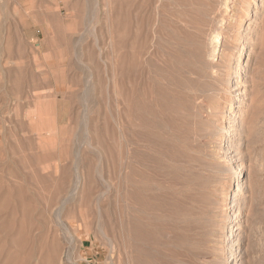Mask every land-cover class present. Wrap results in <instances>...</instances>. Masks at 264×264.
Segmentation results:
<instances>
[{
    "label": "rangeland",
    "instance_id": "1",
    "mask_svg": "<svg viewBox=\"0 0 264 264\" xmlns=\"http://www.w3.org/2000/svg\"><path fill=\"white\" fill-rule=\"evenodd\" d=\"M0 264H264V0H0Z\"/></svg>",
    "mask_w": 264,
    "mask_h": 264
},
{
    "label": "bare ground",
    "instance_id": "2",
    "mask_svg": "<svg viewBox=\"0 0 264 264\" xmlns=\"http://www.w3.org/2000/svg\"><path fill=\"white\" fill-rule=\"evenodd\" d=\"M249 13V12H248ZM251 27V26H250ZM201 28V27H200ZM248 29V28H247ZM202 30V29H201ZM218 30V29H217ZM224 32V31H223ZM222 32V33H223ZM247 32H249V30H247ZM203 33V32H202ZM219 33H221V31L219 32ZM218 33V34H219ZM221 33V34H222ZM249 34V33H248ZM215 35V34H214ZM213 35V36H214ZM217 36V35H216ZM220 36V35H219ZM219 36H217V38H216V40H219ZM222 36H224V35H222ZM226 36V35H225ZM254 36V35H253ZM248 38V37H247ZM253 38V37H252ZM254 38H256L255 36H254ZM255 40V39H254ZM195 41V40H194ZM211 41H212V39H211ZM251 41V40H250ZM249 40H247L246 41V44H248V43H251ZM253 42V41H252ZM256 42V41H255ZM212 43V42H211ZM220 43V41L218 42V44ZM254 43V42H253ZM213 44V43H212ZM215 44V43H214ZM218 44L216 43L215 45H212V47L213 46H215V48L217 49L218 48ZM252 44V43H251ZM256 43H254L253 45H255ZM188 45V44H187ZM221 45V44H220ZM225 45V44H224ZM243 45V44H242ZM223 46V41H222V45H221V47ZM235 47V46H234ZM255 47V46H254ZM238 48V47H237ZM215 49V50H216ZM215 50H213V52H215ZM222 50V49H221ZM255 51V50H254ZM217 52V51H216ZM215 52V53H216ZM235 52V51H234ZM150 53V52H149ZM190 53V52H189ZM210 53H212V51L210 52ZM214 53V54H215ZM242 53H244V52H242ZM251 54H250V58H249V61H248V63H249V65H247V66H245V67H243V69L241 68H238L239 67V65H238V67H236V68H238L237 69V74H241V75H239L238 76V82H237V88H236V90L239 92V93H237V96H240V97H242L244 100H242V101H247L248 99H247V94H246V84H248V81H252L253 80V78H254V76H253V65H254V63L255 62H252L251 61V58L253 57V55H252V52H250ZM255 53V52H254ZM237 54V53H236ZM191 55V54H190ZM217 55V54H216ZM257 55V54H256ZM213 56V55H212ZM214 57V56H213ZM257 57V56H256ZM255 57V58H256ZM149 58V57H148ZM151 59V58H150ZM213 59H215V58H213ZM213 59H211V60H213ZM253 59V58H252ZM239 60H240V58H239ZM255 60V59H254ZM202 61V60H201ZM213 62V61H212ZM150 63V62H149ZM202 63V62H201ZM256 64V63H255ZM149 65V64H148ZM210 66V65H209ZM150 67V66H149ZM214 67V66H213ZM217 68V67H216ZM190 70V69H189ZM189 72V71H188ZM212 73V72H211ZM215 73V72H214ZM218 73V72H217ZM178 74V73H177ZM182 74H184V73H182ZM186 74V73H185ZM198 74V73H197ZM246 74H248V76H246ZM185 77V76H184ZM243 77V78H242ZM210 78V77H209ZM203 79V78H202ZM218 79V78H217ZM182 80V79H181ZM215 80H216V78H215ZM170 81V80H169ZM228 81V80H227ZM230 81V80H229ZM188 82V81H187ZM191 84L193 83V81L192 80H190L189 81ZM253 83V82H252ZM257 83V82H256ZM185 85V84H184ZM194 85V84H193ZM168 86V85H167ZM196 88H197V97L198 98H200L201 99V101H202V106H207V107H209V106H213L214 105V102H213V97H212V94L210 93V91L207 89V87H205V85H202V83H199V84H197L196 86H195ZM226 87V86H225ZM192 89V88H191ZM227 89V88H226ZM181 90V89H180ZM250 90V89H249ZM179 91V90H178ZM192 91V90H191ZM177 93V92H176ZM194 93V92H193ZM181 94V93H180ZM252 94V93H251ZM185 96V95H184ZM249 97H251V96H249ZM181 99V98H180ZM189 99V98H188ZM199 99V100H200ZM190 100V99H189ZM250 101V100H249ZM189 102V101H188ZM233 106V105H232ZM179 109V108H178ZM198 109V108H197ZM201 111H204V110H201ZM173 112V111H172ZM183 112V111H182ZM185 112V111H184ZM209 113V112H208ZM211 113H213V112H211ZM178 114V113H177ZM177 114H175V115H177ZM205 114V113H204ZM179 115H181V114H179ZM176 117V116H175ZM178 118V117H177ZM181 123H183V122H181ZM234 124L233 125H237L236 124V121L235 122H233ZM186 124V123H185ZM196 124V123H195ZM152 127V126H151ZM235 127V126H234ZM146 128V127H145ZM156 128V127H155ZM192 128V127H191ZM147 129V128H146ZM181 132V131H180ZM235 133H236V131H235ZM148 134V133H147ZM185 135V134H184ZM187 135V134H186ZM143 138V137H142ZM165 138V137H164ZM152 140V139H151ZM162 140V139H161ZM150 143V142H149ZM182 144V143H181ZM183 145V144H182ZM233 146V145H232ZM229 153V152H228ZM185 155V154H184ZM182 158V157H181ZM233 158H231V160H232ZM179 161V160H178ZM182 163V162H181ZM235 168L237 169L236 171L237 172H241L240 171V166H235ZM237 172H236V174H237ZM163 178V177H162ZM166 178V177H165ZM159 179V178H158ZM163 182V181H162ZM153 183V182H152ZM158 183V182H157ZM167 184V183H166ZM155 185V184H154ZM179 185V184H178ZM241 185V184H240ZM163 188V187H162ZM240 188H242V185L240 186ZM164 189V188H163ZM166 190V189H165ZM162 191V190H161ZM158 192V191H157ZM164 194V193H163ZM236 197V196H235ZM235 203V202H234ZM234 208H236L235 207V205H233L232 206V209H234ZM194 210V209H193ZM233 216V218H232V221L230 222V224H229V228L230 229H232V227H233V223H234V221H236L237 220V216H234V215H232ZM227 227V226H226ZM229 229V230H230ZM229 232V231H228ZM226 238H227V236H226Z\"/></svg>",
    "mask_w": 264,
    "mask_h": 264
}]
</instances>
